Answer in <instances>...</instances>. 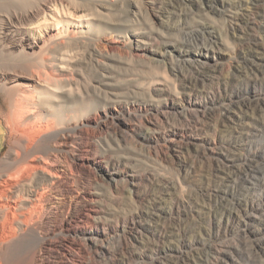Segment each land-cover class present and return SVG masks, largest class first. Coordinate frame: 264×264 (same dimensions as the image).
<instances>
[{
    "label": "rangeland",
    "instance_id": "obj_1",
    "mask_svg": "<svg viewBox=\"0 0 264 264\" xmlns=\"http://www.w3.org/2000/svg\"><path fill=\"white\" fill-rule=\"evenodd\" d=\"M5 2L14 7L0 9V160L6 95L26 84L41 92L34 71L45 65L83 96L64 111L66 127L41 136L58 177L33 225L10 240L0 232V264L17 244L21 264H264L253 250L264 214L237 212L223 228L215 209L244 168L252 176L234 182L238 197L264 209V75L248 66L252 48L264 55V0ZM54 4L75 15L66 18L76 32L56 38L65 23L53 31Z\"/></svg>",
    "mask_w": 264,
    "mask_h": 264
},
{
    "label": "bare ground",
    "instance_id": "obj_2",
    "mask_svg": "<svg viewBox=\"0 0 264 264\" xmlns=\"http://www.w3.org/2000/svg\"><path fill=\"white\" fill-rule=\"evenodd\" d=\"M10 5L13 6L9 2L0 4V9L7 8ZM48 13L56 24V26H53V31L60 23H65L61 31H56V38L65 37L69 33L78 30L73 29L70 25L73 23L66 18L69 15H75H68L67 10L62 5L58 6L54 4L50 6ZM78 18L80 17L78 16ZM47 20L44 14L42 22H38L34 29L31 30L32 37H42V30L48 26L44 23ZM143 50L145 49L142 48ZM252 50L255 53H252L253 56H251L248 66L254 72L262 70L261 72L264 75V55L261 52H256L255 48H252ZM18 68L26 69V66L22 65L18 66ZM33 78H35L34 82L36 84L43 85L41 92H30V85L26 84L20 87L18 91H9L6 95L11 109L9 115L6 117V128L10 135L9 149L5 160H0V232L2 233L1 238L4 240L12 239L16 231L21 229V226L33 225L35 219L40 214L43 202L47 197L48 186L53 183L54 178L58 177L50 169L52 165L45 158L44 152L41 153L43 155L39 154L42 142L45 144L41 140V136L54 130L56 126L66 127L65 120L68 115L64 111H68L70 109L69 105L79 102L83 96L76 83L69 81L65 86L60 85L52 73L45 69V65L33 72ZM257 110L254 107L252 111L255 113ZM52 114L53 117H51ZM262 127L261 129L264 131V125ZM257 133L255 132V134ZM227 144L228 146L236 147V142L231 140H228ZM50 148L54 152L58 149L53 144H50ZM119 165L120 163H115L112 166L118 168ZM251 176L252 171L249 168L230 172L227 179L228 185L215 196L217 198L215 209L216 213L219 214V220L223 222V228H226L231 221L233 222L236 219L235 213L237 212L243 213V216H252L258 213L260 215L264 214L263 206L256 204L248 197H238L240 186L235 185L234 182H246ZM230 183L234 185L230 186ZM262 245H264V237H260L259 244H254L253 250L264 252V248L261 247ZM18 247L21 248L22 246L17 244L4 256L6 264L22 263ZM13 251L14 253H12Z\"/></svg>",
    "mask_w": 264,
    "mask_h": 264
}]
</instances>
